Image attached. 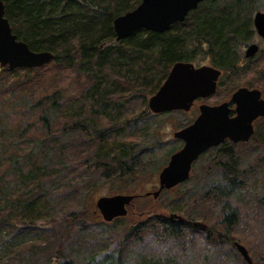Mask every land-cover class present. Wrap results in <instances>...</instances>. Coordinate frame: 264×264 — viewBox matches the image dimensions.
Instances as JSON below:
<instances>
[{
    "label": "trees",
    "instance_id": "obj_1",
    "mask_svg": "<svg viewBox=\"0 0 264 264\" xmlns=\"http://www.w3.org/2000/svg\"><path fill=\"white\" fill-rule=\"evenodd\" d=\"M2 1L17 38L33 51L52 52L55 78L73 74L78 88L74 96H56L59 87L40 75L46 65L0 68V262L35 264L31 255L24 258L23 254L63 249L70 238L71 229L59 237L48 233L41 222L51 216L59 200L69 202L61 197L71 190V179L63 181L71 176L69 162L92 157L93 166L105 173L117 170L119 180L134 178L137 171L127 161L132 157L125 139L132 135L122 134L128 123L151 114L145 98L156 91L176 61L201 63L208 57L223 76L234 73L243 45L254 37L252 18L264 9V0H203L182 22L163 32L138 29L118 41L113 19L141 0ZM29 106L33 108L30 120L24 119ZM29 121V128L20 133ZM60 129L76 130L80 141L59 145L51 136ZM251 139L264 147V117L255 122ZM259 165L264 172V155ZM229 175L230 182L237 180L245 189L235 202L238 209L210 186L195 198L203 206L197 218L206 222V229L192 225L191 231H184L180 229L184 223L148 218L126 229L116 260L103 262L193 264L205 245L231 264H246L231 245L237 240L246 246L254 264H264V229L258 226L264 218V181L260 190L248 194L246 173ZM55 176H62L61 183L67 186L62 183L51 196L54 187L47 185L57 180ZM247 203L255 208L243 213L239 205ZM71 217L76 219L75 214ZM202 232L206 233L203 241L199 239Z\"/></svg>",
    "mask_w": 264,
    "mask_h": 264
},
{
    "label": "rangeland",
    "instance_id": "obj_2",
    "mask_svg": "<svg viewBox=\"0 0 264 264\" xmlns=\"http://www.w3.org/2000/svg\"><path fill=\"white\" fill-rule=\"evenodd\" d=\"M200 62L202 64L210 63L208 57H204ZM45 65H43L45 68L43 73L40 72V75L44 74V77L49 78L48 80L52 82L53 86L59 87L60 90H58L56 96L65 94L74 96L77 94L78 88L74 83L73 74H67V72L56 79L55 76H58V72L55 70L54 65H51V63ZM239 86L259 87L263 90L264 96V41L261 42L260 52L253 61L249 63L241 61L234 73L225 74L220 78L216 93L206 102L219 103L226 100L230 97V93ZM147 99L145 98L146 106ZM58 102L63 105L62 100ZM32 109L31 106L28 107L24 119L30 120L29 113ZM137 111L138 108L134 109L132 111L133 115ZM196 113L197 108L194 104L186 112L151 113L126 125L122 136L132 135L125 138L130 143L128 147L131 148L132 159L125 157V160L127 159L133 170L137 171L135 177L130 180H119L117 170H108L105 173L102 168L94 167V158L92 157L86 158L85 156L83 159L71 160L69 162L71 176H66L63 180L71 179V182L68 183L71 190L62 192L61 196L65 197L66 200L69 199V202L67 203L65 200L60 202L57 196L59 203L53 205L51 216L46 221H41L44 222L48 233L57 234L59 237L65 235L71 229L70 238L63 249L55 247L52 252L51 248L40 252L28 251L26 255L23 254V257L27 256L28 258L31 255L29 258L33 259L32 261L35 264H60L66 261L69 264H108L110 258L116 260V249H119V244L124 238L126 229L133 224L148 218H157L164 221L170 213H177L188 221L201 222L202 220L197 217L199 213L203 212V206L195 198L210 186L217 187L225 197L231 200L232 206L238 209L235 202L245 189L240 188L237 180L230 182L229 174L246 173L250 183L248 194L260 190L261 183L264 181V172L259 165L264 155V147L256 144L253 139L244 143L239 142L236 145L226 141L206 150L193 163L190 176L186 181L171 189L162 191L157 198H153L151 195L144 196L145 192L157 188L159 171L167 164L169 156L181 146V141L175 139L172 132L186 125L196 116ZM8 114H13V111L9 110ZM130 115L132 114L130 113ZM15 120L17 122L16 118ZM29 123L30 121L20 133L29 128ZM51 138L59 145L80 141V136L76 130L60 129L54 132ZM29 145L30 143L27 144V147ZM67 155L65 154V156ZM57 160L60 163L65 162L62 158H57ZM54 179L57 180L47 185L50 189L54 187L53 191L50 192L51 196L56 195V191L60 190L63 183H61L62 176L60 178L55 176ZM63 184L67 186V184ZM117 193H134L139 194L140 197L132 202L133 204L128 207V213L124 217H119L110 222H104L96 216L92 217L95 202L99 196ZM241 205H239V209L244 208L243 213L245 210L249 211L255 208V206L248 203L242 205V207ZM72 214H75L74 218L76 219L74 221L71 219ZM52 218H57L58 221L53 222ZM214 220V223H218L217 219ZM263 220L264 218L260 219L258 226L262 224L260 227L264 229ZM202 222L206 223L205 221ZM87 227L90 230H87ZM180 227L182 230L185 229L184 231H191V222L189 225ZM200 235L202 236H199V239L203 241L206 233L202 232ZM225 243H223L224 246L228 245V243ZM202 250L199 259L203 258L200 261L198 259L197 263L193 264H231L219 258L221 256L218 253L207 251L208 246L205 248L204 245ZM55 254L57 255L54 256ZM106 257L107 259L104 260ZM2 262L0 264H4ZM19 264L25 263L23 261Z\"/></svg>",
    "mask_w": 264,
    "mask_h": 264
},
{
    "label": "water",
    "instance_id": "obj_3",
    "mask_svg": "<svg viewBox=\"0 0 264 264\" xmlns=\"http://www.w3.org/2000/svg\"><path fill=\"white\" fill-rule=\"evenodd\" d=\"M203 0H141L131 11L113 19L116 39L133 34L138 29L163 32L176 22L183 21L191 9ZM4 3L0 0V67H39L53 59L47 50L33 51L26 42L17 39L10 22L4 16ZM257 32L264 36V11H257L253 17ZM257 50L252 44L245 55L250 56ZM221 71L213 66L195 67L190 62H175L158 90L148 99V107L153 113L172 110H188L198 97H207L215 92ZM235 104L231 116L228 102L210 106L201 104L200 113L194 121L173 132L175 138L183 140L182 147L172 153L167 164L158 174V187L145 195L156 198L164 189H170L189 177L192 163L210 147L229 139L232 142H245L253 134V121L264 116V99L258 89L237 88L231 95ZM133 194H113L99 196L95 207L106 222L127 214V206L134 199ZM170 218H179L171 213ZM194 226L204 227L199 221ZM233 246L247 264H253L244 245L238 241Z\"/></svg>",
    "mask_w": 264,
    "mask_h": 264
},
{
    "label": "flooded vegetation",
    "instance_id": "obj_4",
    "mask_svg": "<svg viewBox=\"0 0 264 264\" xmlns=\"http://www.w3.org/2000/svg\"><path fill=\"white\" fill-rule=\"evenodd\" d=\"M264 41V37H258V38H254V40H253V42H255V43H257V45H258V47H259V50L255 53V54H253V55H251V56H249V57H246L245 56V50H246V48L249 46L248 44H250V42L252 41V39L251 40H249L245 45H243V48L241 49V61L242 62H251V61H253L254 60V58L258 55V53L260 52V48H261V42L262 41ZM240 61V62H241ZM213 96V95H212ZM212 96H209V97H206V98H197V100H195V102H194V104H196V108H197V113H196V115H198L199 114V106L201 105V104H207V105H211V106H213V105H217L218 103H207L206 102V100L207 99H210ZM230 97H231V95H230ZM230 97L228 98V99H226V100H223V101H230ZM223 101H220V102H223ZM219 102V103H220ZM229 106H230V108L232 109V108H234V105H233V103H231V102H229ZM184 112V111H183ZM234 114V112L231 110V112H230V115H233ZM179 222H181V223H185V224H189V221H184V220H182V219H180V220H178ZM177 221V222H178Z\"/></svg>",
    "mask_w": 264,
    "mask_h": 264
},
{
    "label": "bare ground",
    "instance_id": "obj_5",
    "mask_svg": "<svg viewBox=\"0 0 264 264\" xmlns=\"http://www.w3.org/2000/svg\"><path fill=\"white\" fill-rule=\"evenodd\" d=\"M263 117H264V116H260V117L256 118L255 121H259V120H260L261 118H263ZM253 134H254V133H253ZM253 134H252V136H253ZM252 136H251V137H252Z\"/></svg>",
    "mask_w": 264,
    "mask_h": 264
}]
</instances>
